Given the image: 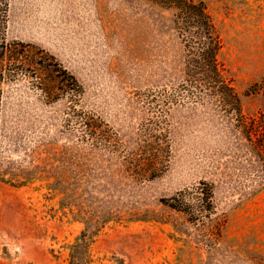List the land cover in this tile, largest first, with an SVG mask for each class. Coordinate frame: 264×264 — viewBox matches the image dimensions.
<instances>
[{
  "label": "rangeland",
  "instance_id": "374dc122",
  "mask_svg": "<svg viewBox=\"0 0 264 264\" xmlns=\"http://www.w3.org/2000/svg\"><path fill=\"white\" fill-rule=\"evenodd\" d=\"M204 1L251 137L210 100L166 115L160 97L149 105L184 68L176 10L161 0H9L8 39L55 55L83 85L78 107L119 147L84 140L67 124V99L45 100L33 79L5 83L0 264H69L83 233L93 264H264V0ZM151 118L163 120L167 147L157 174L140 179L144 154L165 142L146 129ZM200 180L215 189L212 221L161 202Z\"/></svg>",
  "mask_w": 264,
  "mask_h": 264
},
{
  "label": "trees",
  "instance_id": "16d2710c",
  "mask_svg": "<svg viewBox=\"0 0 264 264\" xmlns=\"http://www.w3.org/2000/svg\"><path fill=\"white\" fill-rule=\"evenodd\" d=\"M161 1L165 6L176 10L175 22L185 52L184 68L182 79L177 85L151 91L149 105L160 97L166 108L161 113L166 115L167 108L171 105L203 104L210 100L227 114L235 115L238 125L251 137L254 129L249 132L251 127L242 113L240 94L226 75L219 58L223 39L208 5L204 0ZM8 24L9 0H0V100L5 83L31 78V85L40 90L45 100L55 102L67 99V124L79 125L84 140L110 149L118 148L119 143L115 139L118 133L95 113L78 107L84 88L77 77L44 48L19 39L9 40ZM163 118L166 124V116ZM162 122L163 120L151 118L147 124L146 129L152 131L153 137L165 142L144 154V164L151 168L149 171L138 170L136 176L140 179L154 177L165 158L160 150L163 149L162 146L167 147L168 130L165 126L161 127ZM260 152L262 154L264 148ZM131 156L139 157L136 154ZM161 202L169 208L184 212L192 222L206 224V220H211L215 212V189L212 183L200 180L169 197L161 198ZM217 229H220V225ZM213 234L215 235L212 230L211 235ZM81 236L71 246L69 264L94 262L85 234Z\"/></svg>",
  "mask_w": 264,
  "mask_h": 264
}]
</instances>
